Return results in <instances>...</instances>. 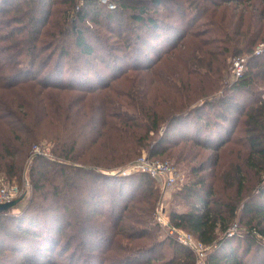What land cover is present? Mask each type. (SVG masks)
Masks as SVG:
<instances>
[{
	"label": "trees",
	"instance_id": "obj_1",
	"mask_svg": "<svg viewBox=\"0 0 264 264\" xmlns=\"http://www.w3.org/2000/svg\"><path fill=\"white\" fill-rule=\"evenodd\" d=\"M46 1L0 0V178L32 191L0 264H195L157 181L110 174L143 152L188 167L167 219L208 264H264V0Z\"/></svg>",
	"mask_w": 264,
	"mask_h": 264
},
{
	"label": "built area",
	"instance_id": "obj_2",
	"mask_svg": "<svg viewBox=\"0 0 264 264\" xmlns=\"http://www.w3.org/2000/svg\"><path fill=\"white\" fill-rule=\"evenodd\" d=\"M100 3L105 4L108 8L113 9L114 5L110 0H99ZM264 50V44H262L256 51V54H260ZM246 57H237L233 60L234 75L236 78L240 77L244 65L246 63ZM32 154H42L48 156V150L40 146H34ZM123 176L134 173L148 174L154 178L161 186L163 191L173 190L174 187L179 186V174L175 166L169 161H162L159 159H151L146 154L141 155L135 161L131 162L126 168L121 169ZM28 181L26 180L25 183ZM19 204L27 198V194H20L19 187L8 181L6 178H0V204H6L20 199ZM158 222L163 225L169 235L174 236L176 240L182 245L188 247L195 257V264H208L207 254L209 247L197 240L191 233L177 229L169 224L166 218H157Z\"/></svg>",
	"mask_w": 264,
	"mask_h": 264
},
{
	"label": "rangeland",
	"instance_id": "obj_3",
	"mask_svg": "<svg viewBox=\"0 0 264 264\" xmlns=\"http://www.w3.org/2000/svg\"><path fill=\"white\" fill-rule=\"evenodd\" d=\"M51 1L52 0H47L46 2H49L50 3ZM97 1H99V0H97ZM110 2H111V0H110ZM81 4L82 3H80V5ZM46 5L48 7V3H46ZM55 10H56V14L57 15H60L59 14L60 11H62L64 14H67L68 10L70 11L69 15L73 14V10H71L67 4L54 5L53 6V11H55ZM47 26H48V23L45 25L44 28H47ZM34 146H40L42 148H47L48 149V141L42 140V141H40L38 143H34L32 145V148ZM143 154H146V152L141 153V155H143ZM208 154L209 155H212V157L214 159L216 158V154H215L214 151H210ZM159 160L171 162L175 166V168L177 169V171H178L179 181H186V182L188 181V178H189V169H188V167L184 166L183 163H178L174 158H169V157H162ZM231 160H232V157L231 156H229V155H225L224 156V154H223V158H222L221 161H222L223 164L228 165L231 162ZM120 169H122V168L115 169V170H120ZM250 174H252V176H253V180L254 181L252 182V186L254 188L255 185L258 183V181L264 178V173H262V175H256V172L255 171H252ZM2 177H4V176H1V178ZM25 181H26V179H24L22 182H11V183H13V184H15L16 186L19 187L20 194H27V198L24 201H22L20 204H18V206L16 205V207H13V208H15V210L16 209L17 210L23 209L26 206V203L28 202V199L31 197V192H32L31 191V185L30 184L27 185L25 183ZM27 183H29V181ZM176 188H178V186L174 187L173 190L170 189L168 191H163V189H161L162 190L161 191L162 197H161V200L159 202V205H158V207L156 209V219L157 218H166V220H168L167 219V215H168L169 209H170V207L172 205L171 194H172L173 191H175ZM15 210H14V212H17L18 213V211H15ZM160 234L162 236H163V234L164 235H169L168 230L163 225H161V233ZM172 237H174V236H172ZM175 240H176V238H175ZM158 254H159V256H161L162 254H164L163 249Z\"/></svg>",
	"mask_w": 264,
	"mask_h": 264
},
{
	"label": "water",
	"instance_id": "obj_4",
	"mask_svg": "<svg viewBox=\"0 0 264 264\" xmlns=\"http://www.w3.org/2000/svg\"><path fill=\"white\" fill-rule=\"evenodd\" d=\"M110 174H112V175H121L122 171H121V169L120 170H115V171L110 172ZM20 200H21V198L18 199V200H15L13 202H10V203L0 204V211L1 210L12 209L13 207H16V205L18 206Z\"/></svg>",
	"mask_w": 264,
	"mask_h": 264
}]
</instances>
